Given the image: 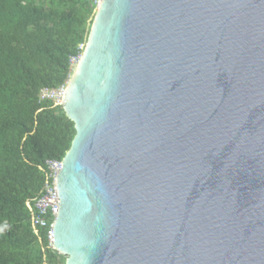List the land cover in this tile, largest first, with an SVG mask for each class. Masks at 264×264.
Wrapping results in <instances>:
<instances>
[{
    "label": "water",
    "instance_id": "obj_1",
    "mask_svg": "<svg viewBox=\"0 0 264 264\" xmlns=\"http://www.w3.org/2000/svg\"><path fill=\"white\" fill-rule=\"evenodd\" d=\"M61 109L64 264H264V0H100Z\"/></svg>",
    "mask_w": 264,
    "mask_h": 264
},
{
    "label": "trees",
    "instance_id": "obj_2",
    "mask_svg": "<svg viewBox=\"0 0 264 264\" xmlns=\"http://www.w3.org/2000/svg\"><path fill=\"white\" fill-rule=\"evenodd\" d=\"M93 7L88 0H0V222L10 226L0 235V264H64L42 232L32 234L24 202L41 189L38 167L62 159L74 136L61 107L39 93L69 79Z\"/></svg>",
    "mask_w": 264,
    "mask_h": 264
},
{
    "label": "built area",
    "instance_id": "obj_3",
    "mask_svg": "<svg viewBox=\"0 0 264 264\" xmlns=\"http://www.w3.org/2000/svg\"><path fill=\"white\" fill-rule=\"evenodd\" d=\"M91 2H98L99 0H88ZM75 62L73 58L70 59V63ZM64 95V87H60L56 90L43 89L40 94V99H50L55 102L56 105L60 104ZM45 169L42 170L46 179H54L56 174L61 169V162L58 160H47L45 162ZM58 197L54 187V183H46L43 187L42 195L36 199H31L26 207L30 214V225L35 235L42 230L45 233L47 242V248L53 249V235L52 228L55 221V217L58 212L57 205ZM6 229V225L0 226V232ZM39 239V238H38Z\"/></svg>",
    "mask_w": 264,
    "mask_h": 264
},
{
    "label": "clouds",
    "instance_id": "obj_4",
    "mask_svg": "<svg viewBox=\"0 0 264 264\" xmlns=\"http://www.w3.org/2000/svg\"><path fill=\"white\" fill-rule=\"evenodd\" d=\"M100 1V0H99ZM98 1V2H99ZM98 2H93L94 3V6L98 3ZM87 35H88V30H87ZM86 38H87V36H86ZM86 40V39H85ZM85 40H84V42H85ZM84 42H83V45H80V50H81V52H82V50H83V47H84ZM81 52H80V54H81ZM80 54L77 56V58H73L74 60H75V62H73V63H70V59H69V63L73 66V68H72V72H73V70H74V67H75V65H76V63H77V61H78V59H79V57H80ZM72 74V73H71ZM70 74V75H71ZM70 77V76H69ZM69 80V79H68ZM68 80L66 81V83L64 84V85H62L63 87H64V94H65V89H66V85H67V82H68ZM62 86H60V87H62ZM60 87H58V88H60ZM58 88H56V89H58ZM43 89H46V88H43ZM42 89V90H43ZM56 89H54V90H56ZM41 90V91H42ZM49 90V89H48ZM40 91V92H41ZM40 94V93H39ZM63 97H64V95H63ZM63 97H62V100H63ZM42 100V99H41ZM44 100V99H43ZM62 100H61V102H60V104H58V105H56L55 104V102L52 100V102H53V106H60L61 107V103H62ZM61 160L62 159H60V160H58V161H60L61 162ZM47 161V160H46ZM45 161V162H46ZM45 162H44V165L41 167H38V169L40 170V172L42 173V175H43V184H42V186H41V189H40V191H39V193H37L34 197H32V198H28V199H26L25 200V202H24V207L26 208V212H27V214H28V224H29V228H30V230H31V232H32V234L34 235V236H36L37 238H39L40 236H39V234L42 232L43 233V236L45 237V233L42 231V230H40L39 232H38V235H35L34 233H33V231H32V228H31V225H30V214H29V211H28V209H27V207H26V204L27 203H29V201L31 200V199H36V198H38L39 196H41L42 195V192H43V187L46 185V183H51V182H53L54 183V187H55V190H56V186H55V177H54V179L52 180V179H46V177H45V174H44V172L42 171V170H44L45 169ZM59 173V172H58ZM57 173V174H58ZM56 174V175H57ZM57 193V192H56ZM58 201H59V198H58ZM58 208H59V206H58ZM57 216V215H56ZM55 220H56V217H55ZM55 222V221H54ZM2 225H6V229L4 230V231H2V232H0V235H3V234H6L7 232H8V230H9V224L7 223V222H0V226H2ZM52 232H53V228H52ZM45 240H46V238H45ZM52 246H53V244H52ZM46 248H47V242H46ZM48 249V248H47ZM51 250V249H50ZM52 251L53 252H55L56 254H58V255H60V256H63V255H61L57 250H55L54 248L52 249ZM64 257V256H63ZM64 259H65V257H64Z\"/></svg>",
    "mask_w": 264,
    "mask_h": 264
},
{
    "label": "bare ground",
    "instance_id": "obj_5",
    "mask_svg": "<svg viewBox=\"0 0 264 264\" xmlns=\"http://www.w3.org/2000/svg\"><path fill=\"white\" fill-rule=\"evenodd\" d=\"M98 3H100V1H99ZM98 3L93 7L94 15H93V17H92V19H91V22H93V19H94V17H95L96 12H97ZM91 22H90V26H91ZM89 28H90V27H89Z\"/></svg>",
    "mask_w": 264,
    "mask_h": 264
},
{
    "label": "rangeland",
    "instance_id": "obj_6",
    "mask_svg": "<svg viewBox=\"0 0 264 264\" xmlns=\"http://www.w3.org/2000/svg\"><path fill=\"white\" fill-rule=\"evenodd\" d=\"M87 25H88V21H87V23H86V28H85V35H84V39H86V34H87ZM81 45H83V43H82ZM62 258H63V257H62Z\"/></svg>",
    "mask_w": 264,
    "mask_h": 264
}]
</instances>
